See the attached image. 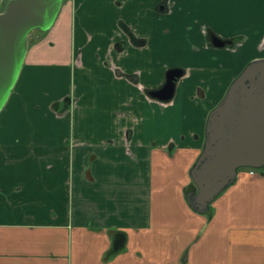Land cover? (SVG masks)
Returning <instances> with one entry per match:
<instances>
[{
	"label": "crops",
	"instance_id": "1",
	"mask_svg": "<svg viewBox=\"0 0 264 264\" xmlns=\"http://www.w3.org/2000/svg\"><path fill=\"white\" fill-rule=\"evenodd\" d=\"M160 2L64 0L27 47L0 112V264H264V169L237 171L205 215L186 201L208 114L264 58V0ZM169 68L184 76L161 102ZM32 95L51 124L25 121Z\"/></svg>",
	"mask_w": 264,
	"mask_h": 264
},
{
	"label": "water",
	"instance_id": "2",
	"mask_svg": "<svg viewBox=\"0 0 264 264\" xmlns=\"http://www.w3.org/2000/svg\"><path fill=\"white\" fill-rule=\"evenodd\" d=\"M63 1L9 0L0 12V112L20 75L29 35L49 30ZM210 41L216 48L228 45L214 35ZM182 74L168 72L164 85L150 92V97L170 101ZM241 168H264V58L249 62L208 114L203 147L189 171L196 188L186 195L189 207L198 214L207 213Z\"/></svg>",
	"mask_w": 264,
	"mask_h": 264
},
{
	"label": "rangeland",
	"instance_id": "3",
	"mask_svg": "<svg viewBox=\"0 0 264 264\" xmlns=\"http://www.w3.org/2000/svg\"><path fill=\"white\" fill-rule=\"evenodd\" d=\"M9 0H2V2H1V6H0V9L2 10L3 9V7H4V5L8 2ZM192 0H187V3H190ZM173 2H174V0H173ZM188 7V6H187ZM185 11H187L188 12V14H191L190 13V11H191V9H188L187 8V10H185ZM49 30H47V31H45V32H42V31H39V30H35V31H33L30 35H29V37H28V41H27V43H28V45H27V47L28 46H31L35 41H36V36H38V41H40V42H49L48 41V37L46 38V34H47V32H48ZM167 71V69L163 72V76L165 77V72ZM204 86H207L206 84H204ZM63 87H66V85L64 84V82H63ZM227 90V89H226ZM221 92V91H220ZM220 92H218V96L220 95ZM226 92V91H225ZM225 94V93H224ZM46 95V94H45ZM224 96V95H223ZM45 96H40V95H32L31 97H30V101H28L27 102V105H28V109L32 112V111H36L35 113H30V115H26V116H24L25 117V121L27 122V123H29V120H33L31 117L35 114V118H34V122L35 123H37V124H41V125H49V124H51L52 122H53V116L55 115V113L53 112V111H51L50 109H49V107L47 108V106H46V103H47V101H46V99L44 98ZM52 97V96H51ZM35 98V99H34ZM222 99V98H221ZM221 99H219L218 100V102L215 104V106L219 103V101L221 100ZM214 106V107H215ZM213 107V108H214ZM34 109V110H33ZM28 112V111H27ZM29 113V112H28ZM36 114H38V115H41V120H43V121H37V116H36ZM43 118V119H42ZM31 141L32 140H29V142L28 143H30L31 144ZM38 144L36 143V144H34V145H32V147H31V149H37V146ZM51 145H52V142H51V140L50 139H47V141L44 143V145H43V143L40 145V146H45V147H51ZM31 146V145H30ZM30 146H28V150H29V148H30ZM24 167H27V165H24ZM29 167H31V165H29ZM264 168H262V169H254V171L255 172H260V171H262ZM249 169H247V168H241V169H238V171L240 172V171H248ZM21 171L20 170H18V173H20ZM47 172L48 173H52L53 172V170L52 169H50V170H47ZM47 172H45V174H47ZM51 196V194H49V197ZM49 197H47V198H49ZM7 200L8 199H10V201L8 202L7 201V203H6V205H7V207L8 208H10V209H12V210H14V211H16V212H26L27 211V208H32V207H34V206H27V205H25V204H22L21 203V201L22 200H27L28 198H29V196H23L22 198L23 199H21L19 196H13V197H5ZM17 200H19V202H17ZM36 207V206H35ZM39 208H43V207H39ZM209 209H212V206H211V204H210V206H209ZM5 210V208H3L2 209V211H4ZM209 212V211H208ZM207 212V213H208ZM207 213H205V214H207ZM45 214H49V212H47V210L45 211ZM205 214H200V215H205Z\"/></svg>",
	"mask_w": 264,
	"mask_h": 264
},
{
	"label": "flooded vegetation",
	"instance_id": "4",
	"mask_svg": "<svg viewBox=\"0 0 264 264\" xmlns=\"http://www.w3.org/2000/svg\"><path fill=\"white\" fill-rule=\"evenodd\" d=\"M174 2H173V0H161V2L159 3V5H161L163 8H164V11L166 12V13H169L170 12V9L172 8V6L174 5L173 4ZM173 4V5H172ZM159 7V6H158ZM127 33H129L128 31H127ZM130 34V33H129ZM211 36V35H210ZM132 37H131V35H130V39H131ZM239 41V39H236V40H234V41H231V40H226V42L228 43V45L229 46H234L237 42ZM182 71V76H180L177 80H176V82H175V89H174V95H175V92H176V88H177V85H178V82L180 81V79L184 76V71L182 70V69H180V68H169V69H167V71L165 72V77H164V83H165V81H166V75H167V73L169 72H174L176 75H178V73H180ZM164 83L162 84V86L164 85ZM161 86V87H162ZM160 87V88H161ZM159 88V89H160ZM159 89H157V90H159ZM156 91V90H155ZM150 92H153V91H150ZM150 92H148V94L150 93ZM173 95V96H174ZM173 98V97H172Z\"/></svg>",
	"mask_w": 264,
	"mask_h": 264
},
{
	"label": "trees",
	"instance_id": "5",
	"mask_svg": "<svg viewBox=\"0 0 264 264\" xmlns=\"http://www.w3.org/2000/svg\"><path fill=\"white\" fill-rule=\"evenodd\" d=\"M209 39H210V35H209ZM65 101H67V99Z\"/></svg>",
	"mask_w": 264,
	"mask_h": 264
},
{
	"label": "built area",
	"instance_id": "6",
	"mask_svg": "<svg viewBox=\"0 0 264 264\" xmlns=\"http://www.w3.org/2000/svg\"><path fill=\"white\" fill-rule=\"evenodd\" d=\"M250 173H251V174H253V172H252V171H251Z\"/></svg>",
	"mask_w": 264,
	"mask_h": 264
}]
</instances>
